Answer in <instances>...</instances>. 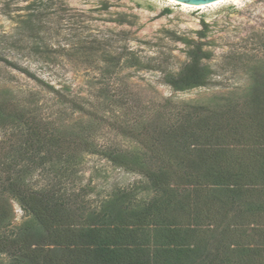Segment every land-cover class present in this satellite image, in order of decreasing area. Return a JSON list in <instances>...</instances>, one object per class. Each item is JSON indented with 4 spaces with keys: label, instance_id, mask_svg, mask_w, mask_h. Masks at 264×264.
Segmentation results:
<instances>
[{
    "label": "trees",
    "instance_id": "1",
    "mask_svg": "<svg viewBox=\"0 0 264 264\" xmlns=\"http://www.w3.org/2000/svg\"><path fill=\"white\" fill-rule=\"evenodd\" d=\"M186 54V65L165 77L175 91L209 82V55L198 45ZM20 72L78 109L79 97ZM244 97L187 105L173 118L158 111L144 132L127 129L137 142L131 151L95 147L84 134L92 123L83 132L61 131L3 101L0 124L25 138L2 154L0 193L29 220L16 233H0V253L13 256L12 264H264V90L253 86ZM83 153L145 184L93 207L86 188L72 189ZM36 171L48 176L38 189L27 182ZM142 192L152 196L139 199Z\"/></svg>",
    "mask_w": 264,
    "mask_h": 264
},
{
    "label": "rangeland",
    "instance_id": "2",
    "mask_svg": "<svg viewBox=\"0 0 264 264\" xmlns=\"http://www.w3.org/2000/svg\"><path fill=\"white\" fill-rule=\"evenodd\" d=\"M175 3L0 0V57L17 67L0 62V103L18 104L61 131L83 132L92 123L84 134L95 147L131 151L137 142L127 129L144 132L158 111L173 118L187 105L206 107L225 98L242 101L251 87L264 90V0H224L201 9ZM194 45L209 55L204 61L211 71L209 82L175 91L165 77L186 65V53ZM21 70L68 99L79 97L78 109L62 104ZM41 131L47 134L50 129ZM20 136L0 124V159L15 138L24 142ZM79 170L72 189L86 188L93 207L120 189L145 184L141 176L100 155L83 153ZM47 179L36 171L27 182L38 189ZM150 196L142 192L138 198ZM28 220L14 198L0 193V233H16ZM12 261L10 254L0 253V264Z\"/></svg>",
    "mask_w": 264,
    "mask_h": 264
},
{
    "label": "water",
    "instance_id": "3",
    "mask_svg": "<svg viewBox=\"0 0 264 264\" xmlns=\"http://www.w3.org/2000/svg\"><path fill=\"white\" fill-rule=\"evenodd\" d=\"M172 1L177 2L179 4L188 5V6L201 7V6L211 5L213 3L224 1V0H172Z\"/></svg>",
    "mask_w": 264,
    "mask_h": 264
},
{
    "label": "bare ground",
    "instance_id": "4",
    "mask_svg": "<svg viewBox=\"0 0 264 264\" xmlns=\"http://www.w3.org/2000/svg\"><path fill=\"white\" fill-rule=\"evenodd\" d=\"M167 1H169V2H171V3H174V4H176L174 1H172V0H167ZM221 2V1H220ZM220 2H216V3H213V4H211L210 5V7L211 6H214V5H217V4H219ZM181 6H183V7H185V8H194V9H201V8H203V7H193V6H188V5H184V4H180Z\"/></svg>",
    "mask_w": 264,
    "mask_h": 264
}]
</instances>
